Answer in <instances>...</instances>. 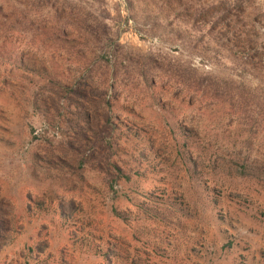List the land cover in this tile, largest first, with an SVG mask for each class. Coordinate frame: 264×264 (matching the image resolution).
<instances>
[{"label":"rangeland","instance_id":"1","mask_svg":"<svg viewBox=\"0 0 264 264\" xmlns=\"http://www.w3.org/2000/svg\"><path fill=\"white\" fill-rule=\"evenodd\" d=\"M0 7V264H264V0Z\"/></svg>","mask_w":264,"mask_h":264},{"label":"trees","instance_id":"2","mask_svg":"<svg viewBox=\"0 0 264 264\" xmlns=\"http://www.w3.org/2000/svg\"><path fill=\"white\" fill-rule=\"evenodd\" d=\"M15 4H18L20 3V0H12ZM0 21L3 23V25H5V23L10 19V15L7 16V15H4L3 12H2V7H0ZM14 23H15V20H14ZM13 27V25H12ZM203 81V79L201 80ZM218 82L214 80V83L211 85H209V91L210 93L212 94V97L214 98H224L227 97V100L230 101V107L229 109H227V113L225 114V117L228 118V119H233V118H238L240 116V112H241V109L243 108V104H242V99H241V94H242V90H244V87L243 86H236L235 87H232V86H229V84L227 83H224L222 86L218 85L217 84ZM208 85V84H207ZM254 101H257L258 100V97H254L253 98ZM261 113H263L264 115V106H263V110L261 111ZM185 148H187L186 146H184ZM229 147V146H227ZM212 149H214V153H216L215 155H218L220 153H222V151L224 150L226 153V149L225 148H222V147H219V146H214ZM228 149V148H227ZM232 153H234L235 155L239 157H241L243 159V164H244V168L246 167V162L244 161L246 159V155L245 156H242V153L244 150H242L241 148H232ZM236 149V150H234ZM191 154H190V150L187 149L186 150V153L184 154V159H185V164L187 165H191V170L193 171V167H194V163H192L191 161ZM231 159V158H230ZM228 162V161H227ZM235 162V161H234ZM261 170V169H259ZM101 251L99 250V253L100 254ZM104 255H101L103 259H105V262H107V264L109 262H111V260L107 259L108 258V252H104L103 253ZM124 264H133V262L130 260V261H127L124 259L123 261Z\"/></svg>","mask_w":264,"mask_h":264}]
</instances>
